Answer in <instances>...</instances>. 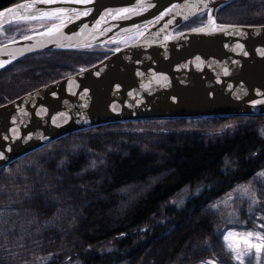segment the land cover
<instances>
[{
  "label": "trees",
  "instance_id": "16d2710c",
  "mask_svg": "<svg viewBox=\"0 0 264 264\" xmlns=\"http://www.w3.org/2000/svg\"><path fill=\"white\" fill-rule=\"evenodd\" d=\"M21 1L0 0V9ZM217 20L263 25L264 0L223 6ZM206 21L207 13L201 14L178 31ZM55 22H21L4 29L28 25L27 33L23 27L15 34L18 39ZM118 47L111 43L26 56L0 71V105L88 68ZM13 81L23 83L4 86ZM18 89L22 92L13 95ZM129 124L72 134L0 171V264H15L20 250L31 261L37 254L32 252L40 250L43 264H199L213 255L219 233L209 207L264 169V137L253 126L216 142L196 134L172 135L162 153L154 155L131 144L127 133L111 130ZM10 224L17 234L8 233Z\"/></svg>",
  "mask_w": 264,
  "mask_h": 264
},
{
  "label": "water",
  "instance_id": "95a60500",
  "mask_svg": "<svg viewBox=\"0 0 264 264\" xmlns=\"http://www.w3.org/2000/svg\"><path fill=\"white\" fill-rule=\"evenodd\" d=\"M236 1L25 0L0 9V31L58 20L1 44L0 71L35 53L123 43L102 61L0 105V171L105 125L264 117V24L217 20ZM204 13L206 23L178 31Z\"/></svg>",
  "mask_w": 264,
  "mask_h": 264
},
{
  "label": "rangeland",
  "instance_id": "374dc122",
  "mask_svg": "<svg viewBox=\"0 0 264 264\" xmlns=\"http://www.w3.org/2000/svg\"><path fill=\"white\" fill-rule=\"evenodd\" d=\"M21 26L15 25L14 28L8 27L1 30L0 43L13 40L16 33L24 30L23 27L26 28L25 33L29 31L28 25ZM30 27H34V23H31ZM15 82L5 83L4 86L9 84L15 87L23 83L21 81ZM1 87L0 84V92L4 91V88ZM19 90L21 89H18L13 95H19L22 92ZM130 123L111 130L118 129V132L127 133L133 139L130 140L131 144L134 146L138 144L144 153L154 155L162 153L163 145L168 137L172 135L196 134L202 137L205 142H216L227 135L233 134L240 127L253 126L264 137V117L259 119L238 117L215 122L209 119H189L185 121L148 120ZM103 139L106 140L107 138ZM83 144V147L87 148L89 152L88 148L90 149V147L85 142ZM65 148L68 151L71 150L68 146H65ZM105 148L110 147L107 145ZM33 157H30V159ZM35 162V159L32 160V163ZM1 181L6 182V177ZM2 189L4 188L2 187ZM182 196H186V194L182 193ZM1 197L2 191H0ZM209 211L216 218V231L219 233V238L213 246V255L199 264H213V262L215 264H264V169L260 170L252 179L237 185L234 189L213 201ZM16 231L18 232V228L16 227L13 232L10 224L8 233L15 235L17 234ZM256 244L260 245L259 249L255 247ZM32 253L37 254L36 259L31 261V258H27L20 250L17 253L15 264H43L41 251L34 250ZM238 256L239 259H237Z\"/></svg>",
  "mask_w": 264,
  "mask_h": 264
},
{
  "label": "snow or ice",
  "instance_id": "6c2138e0",
  "mask_svg": "<svg viewBox=\"0 0 264 264\" xmlns=\"http://www.w3.org/2000/svg\"><path fill=\"white\" fill-rule=\"evenodd\" d=\"M148 6H151V5H148ZM142 10V9H141ZM60 11H64L63 9H61ZM170 11V9H165V13L164 14H166V13H168ZM163 15V14H162ZM157 19H159V17H157ZM194 31H196V30H200V31H204V30H206V29H203V28H201V29H193ZM141 35H142V33H141ZM99 73H97V75H98ZM0 155H3V153H0ZM245 190H247V189H245ZM231 235V234H230ZM226 239H227V237H226ZM250 243H251V241H249ZM230 247H231V244H230ZM255 247L257 248V249H259L260 248V245L259 244H256L255 245ZM237 259H239V256L237 257ZM213 264H215V262H213Z\"/></svg>",
  "mask_w": 264,
  "mask_h": 264
},
{
  "label": "bare ground",
  "instance_id": "6f19581e",
  "mask_svg": "<svg viewBox=\"0 0 264 264\" xmlns=\"http://www.w3.org/2000/svg\"><path fill=\"white\" fill-rule=\"evenodd\" d=\"M25 158V157H24Z\"/></svg>",
  "mask_w": 264,
  "mask_h": 264
}]
</instances>
